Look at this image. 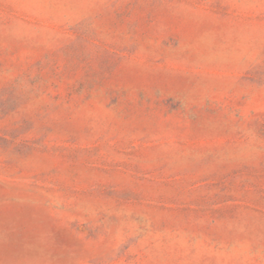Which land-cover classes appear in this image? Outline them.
<instances>
[{
  "label": "rangeland",
  "instance_id": "obj_1",
  "mask_svg": "<svg viewBox=\"0 0 264 264\" xmlns=\"http://www.w3.org/2000/svg\"><path fill=\"white\" fill-rule=\"evenodd\" d=\"M0 264H264V0H0Z\"/></svg>",
  "mask_w": 264,
  "mask_h": 264
}]
</instances>
